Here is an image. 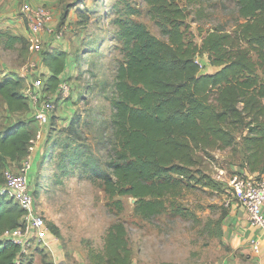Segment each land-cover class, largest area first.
<instances>
[{
  "label": "trees",
  "instance_id": "obj_1",
  "mask_svg": "<svg viewBox=\"0 0 264 264\" xmlns=\"http://www.w3.org/2000/svg\"><path fill=\"white\" fill-rule=\"evenodd\" d=\"M145 1L169 40L131 15L114 19L124 60L117 67L107 159L85 140L77 120L60 129L64 137L53 139L49 133L47 141L61 147L57 167L63 174L81 168L105 190L110 208L123 210L116 197L131 195L136 198L134 214L149 219L171 210L182 214L173 197L186 184L218 185L199 167L198 149L231 147L240 152L241 170L264 177V0H233L237 18L232 30H209L201 47L185 36L187 8L179 0ZM63 15L65 20L66 7ZM0 40L11 48L27 38L0 30ZM200 48L220 67L217 71L201 72ZM41 57L51 70L47 77L41 74L45 91L56 92L70 61L68 52L47 49ZM23 86V77L0 73V97L11 119L31 109ZM24 117L0 129V186L6 183L4 170L21 165L36 136V118ZM25 212L8 193H0V264L25 261L22 245L5 237L22 224ZM89 258L94 264H135L126 223H112L103 250L91 249Z\"/></svg>",
  "mask_w": 264,
  "mask_h": 264
},
{
  "label": "rangeland",
  "instance_id": "obj_2",
  "mask_svg": "<svg viewBox=\"0 0 264 264\" xmlns=\"http://www.w3.org/2000/svg\"><path fill=\"white\" fill-rule=\"evenodd\" d=\"M27 1L52 9L56 19L50 25L56 29L64 27L65 7L68 10V29L64 27L62 38L48 36L44 40L42 53L51 49L53 44L63 47L65 38L74 37L71 47L77 64L67 78L69 92L46 90L45 93L43 91V101L34 100L33 82L41 76L45 83V78L41 75V53L35 56L29 48V20L23 12L26 0H6L4 9L0 11L7 18H11L13 13L17 15L22 21L21 28L17 30L27 33L26 36L21 34L27 38L25 43H16L11 48L0 43V73L17 74L24 78L21 91L29 96L31 105L54 102L55 107L50 113V134L53 139L64 137L60 129L77 120L85 140L105 161V145L114 110L112 97L115 96L117 67L124 60L114 19L120 15H131L146 23L161 39L168 41L169 36L151 18L145 0ZM179 1L187 8L185 36L199 47L209 30L219 26L232 30L236 22L233 0ZM91 46H97L95 51H89ZM198 59L202 73H213L220 68L211 62L209 54L201 48ZM4 112L0 97V129L15 118H20L18 114L13 119L6 118ZM35 113L32 114L34 117ZM33 126L37 131L34 137L37 142L28 177L31 190L36 195V207L45 215L49 231L55 234L54 239L57 238L61 264H94L89 258L90 250H103L107 229L119 220L124 221L129 229L135 264H215L223 256L228 245L229 225L242 208L229 192L232 175L243 168L239 165L240 152L234 153L231 147L198 149L199 167L211 175L218 185L186 184L173 197L182 214H174V210H171L144 219L134 214L135 197L117 196L124 204V209L118 211L108 206V195L99 182L81 168L71 167L69 174H63L64 171L57 167L60 145L55 147L54 140L47 141L48 148L44 151L47 134L38 139L41 127ZM240 134L238 141H241ZM228 199L232 201L228 203ZM243 210L245 212L244 207ZM220 228L223 230L221 234ZM46 256L49 257L48 254Z\"/></svg>",
  "mask_w": 264,
  "mask_h": 264
},
{
  "label": "built area",
  "instance_id": "obj_3",
  "mask_svg": "<svg viewBox=\"0 0 264 264\" xmlns=\"http://www.w3.org/2000/svg\"><path fill=\"white\" fill-rule=\"evenodd\" d=\"M23 12L29 20V48L35 56L37 54L40 55V53L42 55L44 40L48 39L45 36L63 37L66 25L60 29H56L50 25L55 18L52 9L44 5H34L26 0ZM41 55L40 58H42ZM197 60L199 62L198 58ZM33 86L35 89L34 100L36 102L43 101V91L45 93L43 78L41 76L36 78ZM59 89L61 92H69L70 85L67 81H63L60 83ZM38 107L39 109L35 113V118L38 122L44 124L50 119L51 110L55 107L54 102L44 101ZM40 135L41 131L39 130L38 139H40ZM36 142L35 138L31 140L29 154L23 159L20 166L9 167L4 170L6 183L0 186V193H8L26 211L22 224L5 233V237L11 238L22 245V251L25 254H27L30 247V239L33 237L43 242L44 245L51 246L50 240L46 237V234L49 232L46 218L36 207V195L31 190V183L28 177L32 152L35 150L34 145ZM229 184V192L237 204L244 207L249 224L259 228L264 235V177H258L247 170H240L232 175ZM230 201L232 200L228 199V203ZM17 264H20V259L17 260Z\"/></svg>",
  "mask_w": 264,
  "mask_h": 264
},
{
  "label": "crops",
  "instance_id": "obj_4",
  "mask_svg": "<svg viewBox=\"0 0 264 264\" xmlns=\"http://www.w3.org/2000/svg\"><path fill=\"white\" fill-rule=\"evenodd\" d=\"M5 2L6 0H0V11L4 9ZM55 19L50 23L51 25L55 23ZM20 22L22 21L14 13L12 14L11 18H7L5 13L0 12L1 31H8L12 34H23L24 36H26L27 33H21L17 30V28H21ZM64 23L68 29L69 20L65 19ZM45 37L46 39L48 38L47 36ZM72 38L74 37L72 36L69 38H65L63 41V47H58L55 44L51 45L50 47L51 49L59 48L68 52V58L70 59V61L68 67L62 75L63 77L61 82L67 81V78L72 74L70 70L77 64L72 53ZM0 43L2 44H0L1 46H4L1 40ZM40 65H42V72L44 73L45 77L51 74V70L48 65H46L44 62ZM3 74H5V72H3ZM4 107V114L6 115V118H11L12 113L8 111L5 103ZM38 109L39 107L34 104V106L31 105V109L28 112H20L17 114L19 116H29L34 114L35 111L37 112ZM1 117L2 116L0 115V118ZM34 123L41 127L40 139L43 138L45 134H47L44 148V151H46V149L48 148V135L50 133V119L44 124H41L37 120L34 121ZM43 155L44 154H42V156ZM54 236L55 234H53V232L51 231L46 234V237L50 240L51 243L50 247L44 245L43 242L39 241L35 237L31 238L30 247L27 251L23 264H61V255L59 253V249L56 247L58 243H56ZM228 237V245H226L227 247L224 250V254L220 259L217 260L215 264H264V235L259 228L251 226L249 224L247 214L244 212L243 207L240 209V212L235 214V216L233 217L232 224L229 225ZM46 254H48L49 257H47Z\"/></svg>",
  "mask_w": 264,
  "mask_h": 264
}]
</instances>
